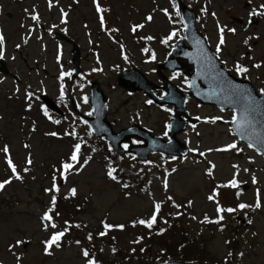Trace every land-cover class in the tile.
<instances>
[{
    "label": "rangeland",
    "instance_id": "rangeland-1",
    "mask_svg": "<svg viewBox=\"0 0 264 264\" xmlns=\"http://www.w3.org/2000/svg\"><path fill=\"white\" fill-rule=\"evenodd\" d=\"M51 1H61V7H66V10L54 8L49 16V24L68 32L79 49L82 47L80 60L85 77L81 83L85 84L88 78L101 84L109 99V117L116 121V128L131 123L137 118L133 110L142 108L146 125L161 131L170 119L167 110L144 105L140 94L128 97L117 86L116 76L127 68H137L156 83L154 63L165 58L166 52H171L177 41L183 40L182 24L175 14L177 0ZM182 1L196 11V27L214 52L219 43V28H225L226 43L220 47L221 52H224L222 57L225 55L228 59L224 60L228 66L232 64V59L242 57L244 52H253L254 58L262 60L259 76H254L252 80L257 90L264 93V16H253L259 23L247 31L231 22L233 17L247 21L253 11L264 12V7H261L264 6V0ZM97 4L102 12H97ZM25 7H28L26 2ZM61 11L66 21L60 18ZM101 15L104 17L103 25L100 22ZM22 16L23 8L15 5L7 6L3 13L4 43L6 46L8 43L10 50L4 59L9 68L18 73L20 83L0 79V149L5 146L8 148L7 153L0 151V182L11 180L0 190V262L86 264L81 252L89 234L92 235V231L96 230L101 233L105 230L104 224H110L114 226L107 230L110 237L105 236L104 240L100 238L98 244H93L96 249L99 243H103L100 245L102 253L96 254L97 264L101 260L122 263L130 257L133 258L132 262L127 264H161L169 256L178 259L182 252L181 249L177 250L179 245L175 240L181 238L180 230L195 238L193 248L190 247V251L186 248V253H195L199 257L197 261L217 264L233 248L235 251L230 264H264V158L238 143L222 122L214 121L215 117L226 120L227 113L213 114L208 108L191 104L190 112L203 119L200 125L184 136L190 148L186 158L171 159L154 155L145 164L128 163L129 168H123L128 172H124L127 178L135 170L146 173L144 178L150 185L143 189H131L109 180L106 176L107 164L97 153L84 152L83 158L87 161L84 168L81 169L80 164H77L67 173L66 179L61 177V165L69 161L74 145L80 140L78 134L84 132L78 114L89 113L88 101L85 103L83 99L85 95L88 100L89 89L84 88L82 92L73 83L64 93V98H60L61 88L56 77L62 72L71 73L69 43L61 52L60 63L63 68L60 71L59 61L55 59V55L58 56L55 43L52 41L47 52H29L27 48L26 52H18L14 56V47L21 44L27 33L26 29L18 28ZM149 16L151 20L147 19ZM42 23L45 24V21ZM137 25L143 27L132 31L133 26ZM228 29L236 31L233 33ZM173 32L176 35L168 39ZM165 40L167 43H164ZM255 41L256 46L253 44ZM13 56V62H10ZM37 58L47 60L48 78L40 74L39 79L37 72L32 71L35 67L38 71L42 70L34 64ZM32 92L34 96L45 94L58 103L64 116L60 123L54 121L59 118L58 115H44L37 100H32L35 104H28V93ZM72 102L77 104L75 113L71 108ZM65 113L74 117L77 115L78 118L70 119ZM84 138H87V134ZM232 143L237 144L236 149L217 151ZM9 158L21 179H16L11 172L7 163ZM28 159L32 161L30 165ZM54 176L59 193L67 194L75 189L78 197L69 208L75 217L72 221L74 231H66L71 238L63 246L53 247L48 255L44 248L50 235L67 229L63 219L62 224H58L55 229H46L47 222L42 220L44 206L49 204L52 193L46 189H52ZM253 177L256 183H253ZM234 178L239 187L226 186ZM60 180H63L61 184ZM214 192L218 195L214 200H209ZM257 192L260 208L254 207ZM157 203L161 207L152 228L139 224V220L151 218L153 205ZM241 203L252 207L240 210L238 205ZM77 205H80V210L75 212ZM218 206L237 210L218 214ZM219 215L224 217L220 223L205 222V217L209 221H216ZM238 218L245 221L244 226L238 227ZM120 225L123 228L117 227ZM173 226L180 227V230ZM162 228L165 230V239L174 235L172 239L175 242L169 247L168 253L158 249L160 239L157 232ZM17 241L24 243L17 245ZM12 252L19 254L20 260Z\"/></svg>",
    "mask_w": 264,
    "mask_h": 264
},
{
    "label": "water",
    "instance_id": "water-1",
    "mask_svg": "<svg viewBox=\"0 0 264 264\" xmlns=\"http://www.w3.org/2000/svg\"><path fill=\"white\" fill-rule=\"evenodd\" d=\"M180 16L184 25V38L188 44L185 46L184 42L180 41L175 45V49L171 55V58L167 60L164 65L159 66L163 69L175 70V68H170L173 65H177L176 59L180 55V52H189L183 58L187 59V65H192V74L189 71H185V74L190 78V88L191 91L189 95L195 98L202 105H212L221 110H231L233 114L240 115L245 106V102L238 98V96L233 95V92H243L248 94L255 107V113L249 118L253 120V125L245 129V138H241L240 134L236 132L235 125L229 122L233 132L239 139V141L253 144L250 147L264 155V97L258 96L248 81H241L232 77L228 70L223 68L215 56V54L210 49L203 35L199 33L194 24L195 13L185 6L180 5ZM240 22V21H238ZM254 24L249 22L247 26ZM246 26V27H247ZM73 56L72 63L74 66V75L79 72V52L74 47L71 52ZM178 70L182 69L181 65L176 66ZM133 74H137L142 77V80L146 82L145 78L141 73L137 71L124 72L118 76L117 82L120 87L129 91L136 92L141 90L143 92L151 91V88H145L141 86L140 83H135L128 85V81ZM219 74V75H218ZM223 89V90H222ZM167 90V102L172 103L173 98L178 96L175 88L169 84H166ZM150 96V94H149ZM260 101V103H259ZM159 105L161 102L156 100ZM185 99L180 103V110L174 111V119L170 122L169 127V141L161 143V141L153 142L151 150H147L143 153L142 150L129 147L128 152L133 153L136 159L140 161L147 160L148 154L151 152H160L173 157H183L187 154V149L184 144L179 142L176 135L181 133L185 129V120L180 119V115H185L184 110ZM49 104V103H47ZM90 104L92 106L93 118H84L87 125L89 126L92 133L97 137L104 136L109 139L112 143L115 151L122 155V151L118 148L119 135L112 134L108 123L105 121L106 117V99L103 93L100 91L99 87L96 85L92 86ZM50 106V104H49ZM167 264H208V263H184V262H169Z\"/></svg>",
    "mask_w": 264,
    "mask_h": 264
},
{
    "label": "snow or ice",
    "instance_id": "snow-or-ice-1",
    "mask_svg": "<svg viewBox=\"0 0 264 264\" xmlns=\"http://www.w3.org/2000/svg\"><path fill=\"white\" fill-rule=\"evenodd\" d=\"M261 7H264V6H261ZM102 11L103 10L99 6V4H97V12H102ZM165 12L167 14V10H165ZM176 14L179 15L180 14L179 11H177ZM257 14L264 16V12L257 13L256 11H253L250 15L255 16ZM65 15H66V13H65ZM32 18L34 20L38 19V17H36V16H33ZM147 19L151 20L152 17L149 16V17H147ZM100 22H101L102 25L104 24L103 15L100 16ZM137 27H143V25L133 26L132 31L135 32ZM228 31L235 33L236 30L235 29H228ZM224 32H225V28L224 27H220L219 28V33H220V35H219V43H218L217 48H216V52L217 53L221 52V47L220 46L224 45L226 43ZM175 35H176V32H173L168 37V39H172ZM148 39H152V37H148ZM3 42H4V37H3V35H0V45H2ZM164 43H167V40H165ZM247 43H248V41L245 40V44H247ZM2 56H3V52H2V50H0V57H2ZM253 66L256 67V68H259L261 65L260 64H254ZM235 71L238 74H244V73H247L249 71V69L247 67L237 63L236 67H235ZM65 75H69L70 76L71 73H63L62 72L60 79L63 80V77ZM232 94L238 96L239 99H241V100H243L245 102V106L243 108L242 113L240 115H237V114L234 113L233 117H232V123L235 125V130H236L237 133L240 134L241 138L243 139V138H245V129L248 128V127H251L253 125V120L250 119L249 117L252 116L255 113L256 109L254 107V103H253L251 97L248 94L243 93V92H233ZM31 97H32V93H28V98L30 99ZM60 98L61 99L64 98V86H63V84H61ZM83 99H84V102L87 103V97H84ZM148 103H151V101H148ZM45 115H47V110L46 109H45ZM88 115L91 116L92 113L89 112ZM215 119H220V118L217 117ZM56 122L59 123V121H56ZM51 135L55 136L57 134L56 133H51ZM249 147H253V144L249 143ZM125 148H127V145H125ZM236 148H237V144L236 143H232V144L227 145L226 148L217 149V151H228V150L236 149ZM80 150H81V145L79 143L75 144L74 145V150H73L72 154L69 157V161L65 162V163H63L61 165V169L59 171L61 172V177L62 178L66 179L67 173H69L71 170L76 168V165L80 163ZM0 151H3L4 153H7L8 152L7 146H5L3 149H0ZM201 155H203V153H201ZM7 163H8L9 168L11 169V172L16 176V179H21V177L17 173L16 166L14 165V163L12 162V160L10 158L7 160ZM27 163L30 165L32 163L31 159H28ZM25 171H27V169H25ZM113 171L114 170H109L108 175L113 180H115L116 177L113 175ZM245 171H247V169H245ZM209 174H211V173H209ZM9 183H11V180H5L3 182H0V190L4 189V187L7 184H9ZM253 183H256L255 177H253ZM226 186H229V187H232V188H238L239 187V183L234 178ZM165 187H167V185H165ZM46 191H55V192L59 191V187L56 184V177L55 176L53 177V187H52V189H46ZM71 191H72V194L75 195L76 190L72 189ZM216 195H218V193L214 192L213 195L209 196V200H214ZM237 195H239V193H237ZM51 203H52V206L54 208L55 205H56V196L55 195H53ZM160 207L161 206H160L159 203L155 204L154 205V213L151 216V218L149 220H147V221L141 219V220L138 221V223L141 224V225H145L148 228H152V226L157 221V215H158V213L160 211ZM249 207H252V206L251 205H247V204H243V203L238 205V208L240 210H243V209L249 208ZM254 207L255 208H260L261 207V202H260V199H259V192H257V200H256V203H255ZM236 210L237 209H235V208L224 209V208L219 207V206L217 207V213L218 214L223 213L225 211L229 212V213H232V212H235ZM50 212H51V209L48 212H45L44 216L42 217V220L48 222V223L45 224V228L46 229L47 228L55 229L57 227V225L53 222V216L50 215ZM223 219H224L223 215H219V219H217L216 221H209L208 218L205 217V222L220 223ZM113 227H114L113 225L104 224L105 231L101 232L99 235H101V236L106 235L107 234V230H110ZM117 227L123 228V225H120V226H117ZM66 231H67V229H65L64 231H56V232H53L50 235V238L45 242V248H44L45 254L50 255L51 254L50 250L53 247H57L58 248V247L61 246V240L65 236V232ZM88 238L89 239L92 238L91 234H89ZM16 243H17V245H19V244H23L24 241H17ZM82 254L87 259V264H97V261L94 258H89L90 257V253L88 252V250H84ZM229 255H231V253H229Z\"/></svg>",
    "mask_w": 264,
    "mask_h": 264
},
{
    "label": "flooded vegetation",
    "instance_id": "flooded-vegetation-1",
    "mask_svg": "<svg viewBox=\"0 0 264 264\" xmlns=\"http://www.w3.org/2000/svg\"><path fill=\"white\" fill-rule=\"evenodd\" d=\"M23 4V8H27L28 10V14H29V20L31 25H33V40L31 42V49L29 50V52H42L46 49V47L48 46V44L46 43V40H52L53 38V34L49 35V31H50V26H49V20L51 17V12L54 10V8H57L58 10H63L66 9V7H61L62 2L61 1H51V0H33L30 1L28 0V7H25V0H23L22 2ZM17 6L20 7V3L18 0H0V23L3 26L4 22H3V13L4 10L6 9L7 6ZM61 13V12H60ZM59 13V14H60ZM36 16L38 17L37 20H34L32 17ZM50 16V17H49ZM40 19H44V21L47 23L46 27L42 25V23L39 21ZM58 32L62 35H64L66 38H68L69 40H71L72 42H74V40L70 37V35L68 34V32H64V31H55V33ZM63 43V42H62ZM66 43V42H65ZM75 43V42H74ZM77 44V43H76ZM67 47V44H64ZM256 45V44H255ZM82 49V47H80V50ZM70 51V48H69ZM4 52V51H3ZM24 52V51H21ZM83 52V51H81ZM171 52H168V55ZM217 53V52H216ZM224 52H220L217 53L219 55V57L222 60H228L225 55L222 57V54ZM236 53V52H235ZM252 52H244L243 56L245 59L249 58ZM165 59H162L160 62H164ZM12 62V61H11ZM45 63L46 60H42L39 58V66L45 67ZM232 63L233 65H229L231 67H233L235 69L236 64L239 63L245 67H247L249 69V71L247 73H244L245 76H247V78H253L254 76H259L258 73V69L254 67V64H262V60L257 59V57H255L253 59V61H249V62H245V60H242L241 58L237 60V62H235L232 59ZM35 66H38L37 63H35ZM157 66V65H156ZM9 69V72L7 73L8 77H14V72ZM254 73V74H253ZM153 76L154 79L156 80V83L159 87V89L157 90V95L158 96H162L163 95V91L161 90V88L163 87L164 84V78H168L179 90L183 91V94H187L189 91V80L188 78L184 75L183 72H175V73H170L169 71H162V72H156V70H154L153 72ZM192 104L195 105L196 102L193 100H188L187 105ZM171 110V108H169ZM214 110V109H213ZM216 112V110H214ZM190 112V111H189ZM191 115H194L190 112ZM138 119V118H136ZM140 120V119H139ZM142 124H140L141 126H143V123H146V121H142ZM113 124L116 123V121L113 119L111 121ZM188 130L190 129V126H188L187 128ZM133 144L138 143V141L133 138L132 139Z\"/></svg>",
    "mask_w": 264,
    "mask_h": 264
},
{
    "label": "trees",
    "instance_id": "trees-1",
    "mask_svg": "<svg viewBox=\"0 0 264 264\" xmlns=\"http://www.w3.org/2000/svg\"><path fill=\"white\" fill-rule=\"evenodd\" d=\"M124 172H127V171L125 169H122V171H121L122 175L120 177V179H121L120 181L128 184L127 180L125 181V175L123 176ZM144 176H146V173H143V170H140L137 173H134L131 176V181H132L131 185L136 186L139 189H143L144 187H148L150 185V182L146 179V177L144 178ZM173 227L177 228V230H180V227H177V226H173ZM173 227H172V229H173ZM238 227H240V224ZM163 231H165V230H163ZM180 235H181L182 239L179 238V239L175 240L177 242V244L179 245V246H177V250L181 249V252H182L181 257L178 259L183 260V261L184 260L185 261H197V258H199V257L197 255H195V253H192V254L189 253L190 255L187 254L188 252L186 253V248H189V251H190V247L193 248L194 243H195V238L190 236L186 231H183V230H180ZM173 236L174 235H171L170 236L171 238L165 239L164 235H159L158 239H160V245H158V249L160 248V251H162L164 253H168L169 247L172 246V243L175 242L174 239H172ZM200 252L202 253V250H200ZM229 253H231V255L228 254L227 257L223 258L221 262H217V264H230V263H232L234 249L230 248ZM171 259H177V258H174V257L170 258V256H169L166 258V261L171 260ZM127 261H132V258L131 257L128 258Z\"/></svg>",
    "mask_w": 264,
    "mask_h": 264
}]
</instances>
